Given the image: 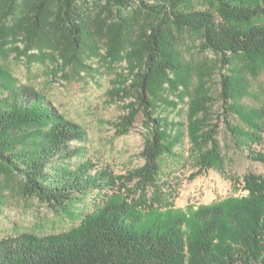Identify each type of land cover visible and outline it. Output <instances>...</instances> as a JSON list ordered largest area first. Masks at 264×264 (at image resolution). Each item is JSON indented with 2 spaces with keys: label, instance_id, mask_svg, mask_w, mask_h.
<instances>
[{
  "label": "rangeland",
  "instance_id": "1",
  "mask_svg": "<svg viewBox=\"0 0 264 264\" xmlns=\"http://www.w3.org/2000/svg\"><path fill=\"white\" fill-rule=\"evenodd\" d=\"M191 1L195 10L211 11L225 22L214 2ZM9 2L0 0V72L41 94L65 119L87 130L81 145L96 169L126 176L142 167L150 129L142 117L127 129L121 123L136 101L132 85L144 68L145 36L161 17L140 3L123 11L108 0H85L77 9L82 31L73 36L56 24L51 5L44 4L37 14L33 9L40 0H20L14 10L8 9ZM231 26L242 32L248 28ZM164 40L161 64L167 65L166 74L152 82L150 98L168 148L159 176L168 203L186 209L245 195L244 177L263 172L249 151L264 153V58L231 56V64L222 69L221 55L206 47L203 31L178 28L172 21ZM223 75L233 77L229 106L221 99ZM229 128L260 140L252 142V136L245 141ZM209 153H214L211 167L203 159ZM103 198L95 191L54 210L27 197L23 179L0 165V240L68 232Z\"/></svg>",
  "mask_w": 264,
  "mask_h": 264
},
{
  "label": "trees",
  "instance_id": "2",
  "mask_svg": "<svg viewBox=\"0 0 264 264\" xmlns=\"http://www.w3.org/2000/svg\"><path fill=\"white\" fill-rule=\"evenodd\" d=\"M19 1L10 0L8 9L14 10ZM82 1L40 0L33 10L39 14L44 4L51 5L56 24L75 36L82 31L77 16ZM108 1L123 11L140 3L161 17L145 36L144 68L132 85L136 101L121 123L127 129L142 117L150 129L141 152L144 164L126 176L96 169L81 145L87 130L65 119L44 96L0 72V165L23 179L24 194L54 210L95 191L104 196L68 232L0 240V264H264V153L249 151L263 172L244 177L245 195L176 208L168 203L159 180L160 159L168 148L150 98L152 82L166 74L167 65L161 62L170 21L178 28L203 31L206 47L221 55L223 69L231 64V56L264 58V0H209L218 6L224 23L211 11L195 10L191 0ZM260 19L262 24L253 25ZM233 23L248 28L242 32ZM222 78L221 99L229 106L233 77ZM229 130L245 141L252 136L250 141L260 140L254 133ZM212 157L214 153L204 156V165L211 167Z\"/></svg>",
  "mask_w": 264,
  "mask_h": 264
}]
</instances>
